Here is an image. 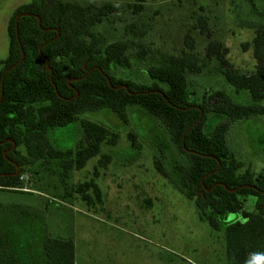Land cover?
Masks as SVG:
<instances>
[{
	"label": "trees",
	"instance_id": "1",
	"mask_svg": "<svg viewBox=\"0 0 264 264\" xmlns=\"http://www.w3.org/2000/svg\"><path fill=\"white\" fill-rule=\"evenodd\" d=\"M156 1L133 0L134 14L140 13L144 4ZM240 1L263 19L247 24L255 34L250 44L255 71L249 75L237 73L225 61L226 50L218 40L208 44L205 60H217V71L236 93L245 91L249 95L250 105L235 103L221 91L198 101L186 74H200L205 65L194 53V40L188 34L181 57L160 55L159 65L144 70L148 83H137L114 73L118 68L131 67L127 56L131 45H105L92 31L115 12L113 4L81 6L46 0L19 6L7 24V57L0 60V190L16 189L26 168H46L52 161L58 163L61 178L66 179L70 170H81L99 156L102 145L115 146L118 141L114 131L81 120L82 137L75 149L60 151L50 144L49 131L100 110L111 112L127 124L129 111L137 110L150 120V130L159 135L152 148L156 172L194 204L199 219L212 232L222 234L231 264H248L254 255L264 256V172L243 169L226 139L232 125L264 116V7L257 8L256 0ZM20 14L33 16L20 17L16 27L15 18ZM197 27L202 36L209 37L204 19L198 18ZM137 47L141 59L144 53ZM22 52L24 58L17 64ZM108 82L113 87L125 85L133 95L124 89H111ZM75 91L78 95L74 98ZM200 111L201 119L196 123ZM210 115L225 120L208 131ZM135 139V135H128L132 149H137ZM101 157L99 164H107L109 157ZM74 191L89 206L101 204V191L93 180L77 185ZM248 200L252 210L246 207ZM20 212L17 205L0 204V264H32L24 242L9 228L10 220H17ZM229 216L233 218L228 220ZM42 251L45 264H75L70 238L48 236L42 242Z\"/></svg>",
	"mask_w": 264,
	"mask_h": 264
},
{
	"label": "rangeland",
	"instance_id": "2",
	"mask_svg": "<svg viewBox=\"0 0 264 264\" xmlns=\"http://www.w3.org/2000/svg\"><path fill=\"white\" fill-rule=\"evenodd\" d=\"M33 1L46 0H0V60L8 53L10 17L19 6ZM62 1L81 6L114 5L115 12L92 31L105 45H131L127 52L131 67L116 69L117 77L148 83L144 70L159 65L160 55L181 57L188 34L194 40V53L205 65L200 74H186L198 101L221 91L235 103L252 104L245 91L236 93L217 71V60H205L208 44L218 40L226 50L225 61L237 73L255 71L250 47L255 34L247 24L263 19L240 0H157L144 4L138 14L133 12V0ZM255 6L262 10L264 0H256ZM198 18L204 19L209 37L200 34ZM137 46L144 53L141 59ZM81 120L114 131L117 144L102 145L99 156L81 170H70L66 179L61 178L58 163L52 161L46 168H26L16 189L0 190V204L17 205L21 211L17 220H10L9 228L24 242L32 264H45L42 242L48 236L73 241L75 264H231L222 234L212 232L199 219L194 204L156 172L152 148L159 135L150 130L146 116L130 110L127 124H123L107 110L87 112L76 122L49 131L50 144L60 151L74 150L82 137ZM224 120L210 115L206 130ZM129 134L135 135L137 149L131 148ZM226 139L243 169L264 172V116L232 125ZM102 155L109 157L105 165L99 164ZM89 180L99 187L101 204L89 206L75 193L77 185ZM246 207L252 210L250 200Z\"/></svg>",
	"mask_w": 264,
	"mask_h": 264
},
{
	"label": "water",
	"instance_id": "3",
	"mask_svg": "<svg viewBox=\"0 0 264 264\" xmlns=\"http://www.w3.org/2000/svg\"><path fill=\"white\" fill-rule=\"evenodd\" d=\"M24 16H29V17H30V16H33V15H31V14H20V15H18V16L15 18V25H16V27H17V21H18V19H19L20 17H24ZM37 20H38V26L40 27V20H39L38 18H37ZM16 32H17V29H16ZM23 58H24V54H23V52H22V57H21L20 61H19L17 64H19V63L23 60ZM44 61H45V67H46L47 71L50 72V82L52 83V85H53V87H54V84H53V82H52V78H51L52 73H51V69H50L49 66H48V61H47L46 59H44ZM15 66H16V64L13 65L12 67H10V68L6 71L5 75H6L8 72H10ZM97 70L101 73V71H100L99 69H97ZM91 72H92V70H91L90 72H88L86 76H88ZM5 75H4V76H5ZM86 76H85V77H86ZM85 77H83V78H85ZM3 78H4V77H3ZM73 80H74V79H72V80H70V81L68 82V86H69L70 88H71L70 83H71V81H73ZM108 83H109L110 88L113 89V90L124 89V90L127 91L128 94L133 95L132 93H130V92L128 91V88H127L125 85H121V86H119V87H113V86L111 85L110 82H108ZM56 95H57L58 97H60L59 94H58L57 92H56ZM77 95H78V93H77V91H75V96H74V98L77 97ZM2 97H3V92H2V85H1L0 102H1ZM201 115H202V112L200 111V117H199V119L197 120L196 123H198L199 120L201 119ZM14 147H15V145L13 144L12 148H14ZM6 153H7V152H4V154H3V156H4L5 159H7V158H6ZM18 171H19V169H17V172H18ZM228 191L231 192V193H234V192L237 191V190H228Z\"/></svg>",
	"mask_w": 264,
	"mask_h": 264
},
{
	"label": "clouds",
	"instance_id": "4",
	"mask_svg": "<svg viewBox=\"0 0 264 264\" xmlns=\"http://www.w3.org/2000/svg\"><path fill=\"white\" fill-rule=\"evenodd\" d=\"M262 262H264V256L254 255L248 264H262Z\"/></svg>",
	"mask_w": 264,
	"mask_h": 264
},
{
	"label": "crops",
	"instance_id": "5",
	"mask_svg": "<svg viewBox=\"0 0 264 264\" xmlns=\"http://www.w3.org/2000/svg\"><path fill=\"white\" fill-rule=\"evenodd\" d=\"M245 121H248V120H245ZM242 122H243V121H241V122H238V123H240V124H241ZM236 124H237V123H236Z\"/></svg>",
	"mask_w": 264,
	"mask_h": 264
},
{
	"label": "built area",
	"instance_id": "6",
	"mask_svg": "<svg viewBox=\"0 0 264 264\" xmlns=\"http://www.w3.org/2000/svg\"><path fill=\"white\" fill-rule=\"evenodd\" d=\"M23 178V176H20V179H22Z\"/></svg>",
	"mask_w": 264,
	"mask_h": 264
}]
</instances>
